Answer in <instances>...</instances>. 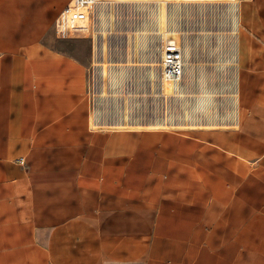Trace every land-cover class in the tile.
Returning a JSON list of instances; mask_svg holds the SVG:
<instances>
[{"label":"crops","instance_id":"1","mask_svg":"<svg viewBox=\"0 0 264 264\" xmlns=\"http://www.w3.org/2000/svg\"><path fill=\"white\" fill-rule=\"evenodd\" d=\"M249 1L236 119L135 129L95 127L89 61L52 43L50 0H0V264H264V0Z\"/></svg>","mask_w":264,"mask_h":264},{"label":"rangeland","instance_id":"2","mask_svg":"<svg viewBox=\"0 0 264 264\" xmlns=\"http://www.w3.org/2000/svg\"><path fill=\"white\" fill-rule=\"evenodd\" d=\"M69 1L50 0L57 10L54 19ZM98 1L94 38H58L54 19L50 29L52 43L59 45L60 39L72 40L74 42L70 41L65 49L89 61L87 98L96 127L163 123L170 118L183 126L224 122L227 112L233 110L231 95L237 70L234 62L238 59L239 66V38L243 30L240 18L237 26L234 23L231 0H214L213 3L186 0ZM236 1H240L239 16L240 6L246 1ZM101 12L106 21L104 29L100 27ZM176 36L183 47L190 46L191 59L198 62L215 79L213 85L220 88L216 95L217 106L211 116L193 109L184 96L179 97L172 90L166 92L160 64H149L160 63L163 40ZM221 61L232 62L223 69L219 66ZM102 62L113 64L115 71L126 67V79L119 87L112 85L108 75L103 73ZM187 92L193 93L194 90Z\"/></svg>","mask_w":264,"mask_h":264},{"label":"built area","instance_id":"3","mask_svg":"<svg viewBox=\"0 0 264 264\" xmlns=\"http://www.w3.org/2000/svg\"><path fill=\"white\" fill-rule=\"evenodd\" d=\"M98 0H70L66 7L61 11V13L55 19V29L59 37L66 38H78L90 36L94 38L96 32V23H95V7L98 4ZM87 21V23H85ZM161 71L162 77L165 76L180 81L185 75L186 63L191 60V55L186 51L185 47L181 44L180 41L175 40L173 37H167L162 42L161 48ZM238 56V52H237ZM95 61V60H94ZM238 63V59H237ZM96 64V62H94ZM238 67V64H237ZM237 71V70H236ZM90 81V77H89ZM234 84V92L232 93L233 97V110L227 112L226 117H224V122L219 124H225L231 120L236 119L237 112V91H236V78ZM220 88H217V92ZM220 92V91H219ZM93 119V116H92ZM164 119V118H163ZM164 121V120H163ZM169 127H180L176 124H181L176 122L174 119H170ZM94 122V119H93ZM217 122V121H216ZM96 125V122H94ZM217 124V125H219ZM196 125V124H195ZM199 125V124H198ZM127 125L123 126L126 127ZM96 127V126H95ZM107 127V128H116ZM21 162H24V159L21 158Z\"/></svg>","mask_w":264,"mask_h":264},{"label":"bare ground","instance_id":"4","mask_svg":"<svg viewBox=\"0 0 264 264\" xmlns=\"http://www.w3.org/2000/svg\"><path fill=\"white\" fill-rule=\"evenodd\" d=\"M128 1V0H124ZM188 2H209L213 3L214 0H186ZM232 5L233 9V15H234V23L237 26L239 22V16H238V8H239V3L240 1L236 0H231L229 1ZM100 27L104 29V26L106 25V21L104 18L103 13H100ZM87 23V21L85 22ZM145 32V31H144ZM237 32V31H236ZM146 33V32H145ZM147 34V33H146ZM175 40L178 41V36L175 37ZM186 51L191 55V48L189 45H186L185 47ZM237 52V49H236ZM224 61V60H223ZM232 61H226V62H220L219 66L223 69H226L227 64ZM235 65H237V61L234 62ZM150 65H159L160 63L158 62H151L149 63ZM103 68V73L108 75L110 82L112 85L119 87V85L126 79V67H119L120 71L114 70L113 64H106L104 62L100 63ZM198 69H201L198 70ZM186 75L182 77V80L176 81L173 80L167 76L163 78L164 82V88L166 92L173 91L176 93L177 96L185 97L186 103L188 102L190 105H193V109L196 111H200L202 113L207 114L208 116H211L212 113L215 111V107L217 106V100H216V95H217V88L213 85V79L210 77L205 69H202L200 64L194 60H189L186 63ZM193 91V93H188L187 91ZM190 95V96H189ZM192 98V99H191ZM193 103V104H192ZM171 119V118H170ZM169 120V119H168ZM166 120L163 123L161 121L157 122H148V123H135L130 126L131 128L135 129H159V128H165L169 127V121ZM134 125V126H133ZM181 126V124H176V126ZM202 125V124H201ZM207 126H210L208 124H204ZM126 126V127H128ZM133 126V127H132ZM183 126V124H182ZM186 126V125H185ZM183 127V128H188V127ZM196 127V125H188Z\"/></svg>","mask_w":264,"mask_h":264}]
</instances>
